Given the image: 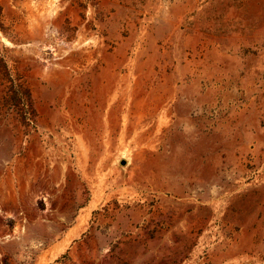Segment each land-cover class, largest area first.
Returning a JSON list of instances; mask_svg holds the SVG:
<instances>
[{"label":"rangeland","instance_id":"rangeland-1","mask_svg":"<svg viewBox=\"0 0 264 264\" xmlns=\"http://www.w3.org/2000/svg\"><path fill=\"white\" fill-rule=\"evenodd\" d=\"M0 264H264V0H0Z\"/></svg>","mask_w":264,"mask_h":264}]
</instances>
